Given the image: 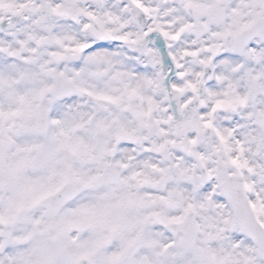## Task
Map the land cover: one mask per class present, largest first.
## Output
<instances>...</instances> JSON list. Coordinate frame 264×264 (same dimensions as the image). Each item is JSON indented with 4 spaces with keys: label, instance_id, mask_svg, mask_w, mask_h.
I'll list each match as a JSON object with an SVG mask.
<instances>
[{
    "label": "snow or ice",
    "instance_id": "6c2138e0",
    "mask_svg": "<svg viewBox=\"0 0 264 264\" xmlns=\"http://www.w3.org/2000/svg\"><path fill=\"white\" fill-rule=\"evenodd\" d=\"M0 264H264V0H0Z\"/></svg>",
    "mask_w": 264,
    "mask_h": 264
}]
</instances>
